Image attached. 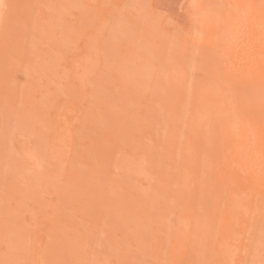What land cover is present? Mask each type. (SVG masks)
<instances>
[{"label": "rangeland", "instance_id": "374dc122", "mask_svg": "<svg viewBox=\"0 0 264 264\" xmlns=\"http://www.w3.org/2000/svg\"><path fill=\"white\" fill-rule=\"evenodd\" d=\"M252 1H1L0 264H264Z\"/></svg>", "mask_w": 264, "mask_h": 264}, {"label": "bare ground", "instance_id": "6f19581e", "mask_svg": "<svg viewBox=\"0 0 264 264\" xmlns=\"http://www.w3.org/2000/svg\"><path fill=\"white\" fill-rule=\"evenodd\" d=\"M1 1H3V0H1ZM0 1V3H1V5H2V3L4 4V2H1ZM74 1V0H73ZM258 1V0H257ZM263 4H264V0H260ZM260 1H258V3H260ZM253 2H254V4H256L257 2L254 0V1H252V4H253ZM256 2V3H255ZM6 3V2H5ZM251 3V2H250ZM249 3V4H250ZM257 3V4H258ZM261 4V3H260ZM262 5V4H261ZM192 6V5H191ZM258 6V5H257ZM257 6H253L254 8H256ZM264 6V5H263ZM70 7V6H69ZM249 8V7H248ZM258 8V7H257ZM242 9V8H241ZM85 10V9H84ZM262 11V9L260 8V6H259V11H258V13L259 12H261ZM242 11V10H241ZM1 12V11H0ZM4 12V11H3ZM263 12H264V9H263ZM2 13V12H1ZM82 13V12H81ZM11 14V13H10ZM119 15V14H118ZM30 16V15H29ZM9 17V16H8ZM97 17V16H96ZM260 17H261V15H260ZM231 18V17H230ZM237 18V17H236ZM121 19V18H120ZM125 19V18H124ZM111 20V19H110ZM122 20V19H121ZM203 20V19H202ZM237 21V20H236ZM244 21V20H243ZM26 23V22H25ZM61 23V22H60ZM208 23V22H207ZM232 23H234V22H232ZM262 23V22H261ZM156 24V23H155ZM248 24V23H247ZM61 25V24H60ZM115 25V24H114ZM124 25V24H123ZM137 25V24H136ZM217 25H219V23L217 24ZM7 26V25H6ZM235 26V25H234ZM243 26V25H242ZM20 27V26H19ZM160 27V26H159ZM231 27H232V25H231ZM251 27V26H250ZM49 28V27H48ZM237 28V27H236ZM256 28V27H255ZM233 29V28H232ZM56 30V29H55ZM153 30V29H152ZM163 30V29H162ZM231 30V29H230ZM126 31V30H125ZM24 32V31H23ZM106 32V31H105ZM236 32V31H235ZM244 32V31H243ZM238 33V32H237ZM252 33V32H251ZM179 34V33H178ZM248 35V34H247ZM18 36V35H17ZM118 36V35H117ZM175 36V35H174ZM246 36V35H245ZM255 36V35H254ZM154 37H155V35H154ZM248 37V36H247ZM27 38V37H26ZM203 38V37H202ZM249 38V37H248ZM105 39V38H104ZM119 39V38H118ZM121 39V38H120ZM129 39V38H128ZM263 39V38H262ZM255 40V39H254ZM261 40V39H260ZM264 40V39H263ZM25 41H26V39H25ZM48 41V40H47ZM214 41V40H213ZM214 42H216V41H214ZM220 42V41H219ZM25 43V42H24ZM104 43V42H103ZM174 43H176L175 41H174ZM222 43V42H221ZM72 44V43H71ZM101 44V43H100ZM106 44V43H105ZM188 44V43H187ZM256 44V43H255ZM103 45V44H102ZM189 45V44H188ZM187 45V46H188ZM209 45V44H208ZM63 46V45H62ZM141 46V45H140ZM143 46V45H142ZM141 46V47H142ZM160 46V45H159ZM177 46V45H176ZM221 46H223L224 48H225V46L224 45H221ZM221 46H219V48H217V49H221V48H223V47H221ZM106 47V46H105ZM115 47V46H114ZM172 47H174V46H172ZM65 48V47H64ZM69 48V47H68ZM108 48V47H107ZM118 48V47H117ZM159 48V47H158ZM188 48V47H187ZM141 49V48H140ZM166 49V48H165ZM173 49V48H172ZM108 50V49H107ZM144 50V49H143ZM142 50V51H143ZM246 50V49H245ZM245 50H243V51H245ZM29 51H30V49H29ZM104 51V50H103ZM109 51H110V49H109ZM137 51V50H136ZM145 51V50H144ZM175 51V50H174ZM223 51V50H222ZM227 51V50H226ZM229 51V50H228ZM227 51V52H228ZM259 51V50H258ZM263 51V50H262ZM181 52V51H180ZM200 52V51H199ZM198 52V53H199ZM241 52H242V50H241ZM125 53H127V52H125ZM125 53H124V55H125ZM10 54V53H9ZM174 54V53H173ZM191 54V53H190ZM176 55V54H175ZM174 55V56H175ZM240 55V54H239ZM243 55V54H242ZM253 55V54H252ZM133 56V55H132ZM196 56H198V54L196 55ZM142 57V56H141ZM61 58V57H60ZM126 58V57H125ZM202 58V57H201ZM222 58V57H221ZM260 58V57H259ZM37 59V58H36ZM123 60V59H122ZM132 60V59H131ZM134 62V61H133ZM163 63V62H162ZM195 63V62H194ZM257 63H259V62H257ZM133 65V64H132ZM27 68V67H26ZM259 68V67H258ZM103 69V68H102ZM243 69V68H242ZM110 70V69H109ZM25 72V71H24ZM260 72V71H259ZM105 74V73H104ZM208 74V73H207ZM186 75V74H185ZM169 76V75H168ZM190 77V76H189ZM187 78V77H186ZM264 78V77H263ZM170 79V78H169ZM30 80V79H29ZM153 80V79H152ZM261 80H263V79H261ZM32 81V80H31ZM156 81V80H155ZM189 81V80H188ZM259 81V80H258ZM151 82V81H150ZM245 82H246V80H245ZM260 82H262V81H260ZM264 82V81H263ZM190 83V82H189ZM258 83V82H257ZM154 84V83H153ZM68 85V84H67ZM165 85V84H164ZM87 86V85H86ZM77 87V86H76ZM263 90H264V84H263ZM187 88V87H186ZM212 88V87H211ZM183 89V88H182ZM228 89V88H227ZM185 90V89H184ZM221 90V89H220ZM223 90V89H222ZM37 91V90H36ZM185 91H187V90H185ZM261 91V90H260ZM218 93V92H217ZM117 94V93H116ZM196 94V93H195ZM197 95V94H196ZM92 96V95H91ZM200 96V95H199ZM104 97V96H103ZM192 98V97H191ZM223 98V97H222ZM228 99V98H227ZM153 100V99H152ZM228 101H230L229 99H228ZM47 102V101H46ZM222 102V101H221ZM101 103V102H100ZM218 103V102H217ZM219 104H220V102H219ZM90 106V105H89ZM118 107V106H117ZM240 107V106H239ZM214 108H215V106H214ZM213 108V109H214ZM101 109V108H100ZM215 110V109H214ZM251 110H253V109H250V111ZM255 110V109H254ZM218 111V110H217ZM236 111V110H235ZM256 111V110H255ZM254 111V112H255ZM89 113V112H88ZM130 113V112H129ZM217 113V112H216ZM107 114V113H106ZM238 114V113H237ZM236 114V115H237ZM127 115V114H126ZM217 115V114H216ZM227 115H229V114H227ZM235 115V116H236ZM222 117V116H221ZM228 117V116H227ZM127 118V117H126ZM121 120V119H120ZM127 120V119H126ZM129 120V119H128ZM93 121V120H92ZM117 121V120H116ZM225 121V120H224ZM123 122H124V120H123ZM122 122V123H123ZM127 123V122H126ZM92 124V123H91ZM225 124V123H224ZM232 124V123H231ZM111 125V124H110ZM123 125H124V123H123ZM131 125V124H130ZM86 126V125H85ZM246 126V125H245ZM110 127V126H109ZM131 128H132V126H131ZM133 129V128H132ZM143 130V129H142ZM227 131V130H226ZM132 134V133H131ZM159 135V134H158ZM142 138V137H141ZM157 138V137H156ZM158 140V139H157ZM244 142V141H243ZM231 143V142H230ZM253 147V146H252ZM236 150V149H235ZM240 150V149H239ZM255 151V150H254ZM231 152V151H230ZM229 153V152H228ZM249 153V152H248ZM93 154V153H92ZM191 154V153H190ZM215 154V153H214ZM231 154V153H230ZM103 155V154H102ZM186 155V154H185ZM263 155V154H262ZM258 156V155H257ZM231 157V156H230ZM195 158H197V157H195ZM123 159V158H122ZM218 160V159H217ZM244 160V159H243ZM233 162V161H232ZM201 163V162H200ZM199 163V164H200ZM249 163V162H248ZM194 165V164H193ZM247 166H249V165H247ZM246 166V167H247ZM201 168V167H200ZM201 169H203V168H201ZM230 170H232V169H230ZM233 170H234V168H233ZM244 172V171H243ZM263 172V171H262ZM213 174V173H212ZM15 177V176H14ZM239 177V176H238ZM23 179V178H22ZM176 183V182H175ZM172 184V183H171ZM170 184V185H171ZM194 184V183H193ZM183 186V185H182ZM146 189V188H145ZM237 192V191H236ZM119 193V192H118ZM216 193V192H215ZM209 194V193H208ZM160 196V195H159ZM237 197H239V196H237ZM244 197V196H243ZM176 198V197H175ZM192 199V198H191ZM235 201V200H234ZM127 202V201H126ZM163 202V201H162ZM178 202H179V200H178ZM156 206V205H155ZM239 206V205H238ZM151 207V206H150ZM152 208V207H151ZM115 209V208H114ZM161 209V208H160ZM149 210V209H148ZM151 210V209H150ZM134 211V210H133ZM154 212V211H153ZM153 212H151V213H153ZM148 213V212H147ZM161 214V213H160ZM163 215V214H162ZM166 215V214H165ZM113 217V216H112ZM113 220V219H112ZM249 220V219H248ZM135 226V225H134ZM184 232V231H183ZM86 233V232H85ZM231 234V233H230ZM234 235V234H233ZM238 235V234H237ZM231 236V235H230ZM235 236V235H234ZM131 237V236H130ZM232 237V236H231ZM228 238V237H227ZM233 238V237H232ZM231 240H233V239H231ZM218 244V243H217ZM217 254V253H216Z\"/></svg>", "mask_w": 264, "mask_h": 264}]
</instances>
